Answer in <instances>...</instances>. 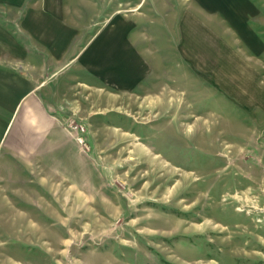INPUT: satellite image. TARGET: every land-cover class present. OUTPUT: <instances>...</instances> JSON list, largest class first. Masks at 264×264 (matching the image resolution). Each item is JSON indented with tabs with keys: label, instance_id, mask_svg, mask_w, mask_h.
I'll use <instances>...</instances> for the list:
<instances>
[{
	"label": "crops",
	"instance_id": "crops-1",
	"mask_svg": "<svg viewBox=\"0 0 264 264\" xmlns=\"http://www.w3.org/2000/svg\"><path fill=\"white\" fill-rule=\"evenodd\" d=\"M84 1L28 5L21 38L0 26V183L14 192L13 208L112 206L108 162L125 156L118 139L128 141L126 157L149 149L135 120L132 126L116 120L119 111L139 110L144 95L153 110L172 105V73L166 72L172 60L150 55L146 24L140 28L136 15L117 11L116 19L96 25L93 15L102 12L93 14L90 1L83 12L77 3ZM155 14L147 19L156 44L160 38L159 46L169 47L175 37L181 90L185 94L183 86L195 77L193 93L202 94V83L206 99L238 110L251 122L243 137L252 145L264 132V2L165 0L156 3ZM67 116L85 123L88 151L64 127ZM19 217L10 221H30L28 214Z\"/></svg>",
	"mask_w": 264,
	"mask_h": 264
},
{
	"label": "rangeland",
	"instance_id": "rangeland-1",
	"mask_svg": "<svg viewBox=\"0 0 264 264\" xmlns=\"http://www.w3.org/2000/svg\"><path fill=\"white\" fill-rule=\"evenodd\" d=\"M36 1L0 0V26L21 38L23 11ZM88 1L93 14L102 12L93 15L96 25L113 21L122 14L117 11L136 15L140 28L146 24L143 40L150 55L166 54L172 60L166 71L172 73V105L153 110L144 95L139 110L119 111L123 116L116 120L131 126L135 120L133 128L149 149L141 146L126 157L128 141L118 139L125 156L108 162L112 206L13 208L14 192L0 183V264H264V132L248 144L243 135L251 122L224 102L206 99L202 83V94L196 88L193 93L195 77L183 86L184 94L175 37L172 45L160 47L162 40L156 44L147 19L165 0L77 5L83 11ZM77 16L89 22L84 20L88 16ZM24 214L29 222L10 221Z\"/></svg>",
	"mask_w": 264,
	"mask_h": 264
},
{
	"label": "built area",
	"instance_id": "built-area-1",
	"mask_svg": "<svg viewBox=\"0 0 264 264\" xmlns=\"http://www.w3.org/2000/svg\"><path fill=\"white\" fill-rule=\"evenodd\" d=\"M64 127L74 136L77 142L80 143L84 151L89 150L85 138L86 125L84 122L75 116H67L64 120Z\"/></svg>",
	"mask_w": 264,
	"mask_h": 264
}]
</instances>
